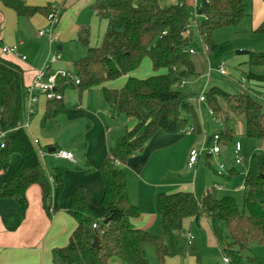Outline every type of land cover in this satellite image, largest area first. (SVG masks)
<instances>
[{"label": "trees", "instance_id": "16d2710c", "mask_svg": "<svg viewBox=\"0 0 264 264\" xmlns=\"http://www.w3.org/2000/svg\"><path fill=\"white\" fill-rule=\"evenodd\" d=\"M183 1L165 4L164 0H95L91 11L106 24L100 44L89 46L88 27L76 34V42L86 49L84 57L70 61L69 72L78 80V85L62 83L58 93L62 97L69 87L79 95L99 91L111 117L123 116L133 120L134 125L108 149L99 167L102 199H93L83 187L73 191L67 213L76 227L67 245L53 252L55 264H108L112 258L122 264H149L148 249L152 250L157 264H164L166 258L192 253L183 223L192 219L197 225L204 218L227 264H245V260L258 263L255 259H246L244 254L252 245L264 246V151L260 149L249 158L241 207L230 196L218 198L214 188L206 190L200 200L191 192L160 194L155 205L161 235L149 234L132 225L139 211L128 197L124 168L127 160L141 153L159 131L177 135L191 125L194 131L201 132L191 97L176 90L181 82L198 74L193 54H189V50L194 51L191 38L183 37L191 18ZM3 2L18 16L35 13L46 16L49 11V7L31 9L16 0ZM196 3L202 17L196 23L197 31L207 53L215 49L211 40L214 31L235 28L247 16L242 0H196ZM254 33L264 35V22ZM248 55V69L264 66V52ZM145 59L153 74L144 79L132 77ZM122 77H126V82L121 89L107 87ZM246 78L263 79L250 72ZM203 100L201 104L211 111L213 123L222 125L219 133L208 137L207 147L214 136L218 137L217 145L232 143L237 135L236 127L240 126L245 138L264 142V111L253 96L229 95L211 88L203 92ZM46 102L42 127L62 99ZM26 103L23 71L0 58V131L5 134L0 148V171L6 172L12 155L20 156L16 169L0 185V199L14 200L24 212L25 192L36 185L41 192L42 208L48 213L52 209V189L56 197L62 192L63 170H52L50 183L38 157L40 148L22 128ZM83 172L88 174L92 168L87 165ZM233 175V170H229L226 179ZM95 240L97 247L92 248Z\"/></svg>", "mask_w": 264, "mask_h": 264}, {"label": "crops", "instance_id": "0c3cea01", "mask_svg": "<svg viewBox=\"0 0 264 264\" xmlns=\"http://www.w3.org/2000/svg\"><path fill=\"white\" fill-rule=\"evenodd\" d=\"M16 1H20L24 6L31 9H45L47 7L50 9L53 6L60 9L59 17L53 29V36L57 40L53 44H49L46 35H38L39 31L48 27L45 14L35 13L26 17L18 16L13 10L4 5L3 0H0V58L10 61L21 68L23 71V84L27 88L32 83L36 71L42 68L49 55L59 54V61H61L63 49L69 48V43L74 37L76 39L77 32L84 27L89 29L92 18L99 19L91 11V6L95 0ZM164 3L174 4L169 3L168 0H164ZM184 3L189 7V12L197 4L196 0H184ZM257 7L264 8V5L259 1ZM200 16L197 15V17ZM247 20L248 15L240 24H245L249 31L253 33L259 27L260 21H264L255 8L254 3L252 4L250 23ZM3 46L14 47V54H2L1 48ZM54 47L55 50L53 49ZM22 57H24V60L21 59ZM59 61L51 65V71H68L63 70L59 66ZM251 71L255 76L263 79L248 80L247 88L249 90L247 91L252 93V96L261 104L264 111V66L256 67ZM122 78L123 80L126 79V77ZM58 83V86H60L64 81L58 80ZM89 92L86 91L80 95L77 93L76 97L65 99L64 91L62 102L58 107L52 109L50 118L43 127L41 126V119L47 102L45 97L39 94L38 91L33 92L37 102L30 106L31 115L24 130L29 140L32 142L36 141V146L42 152V156L38 155V157L46 175L48 174L50 183L52 182L49 174L52 170L62 168L61 170L64 171L63 189L57 197L54 189H52V209L48 213L42 208L41 192L36 185L30 186L25 192L27 206L24 212L21 211L14 200L0 199V264H55L53 252L67 245L69 237L76 227L74 220L67 213L68 202L73 191L78 187H83L93 199L97 200L101 197L103 188L99 167L108 149L115 144L123 132L113 135L110 125L117 122V117L113 118L109 115L105 103L106 110H103L104 107L103 109L92 107L90 105L91 100L89 101ZM106 120L110 125H108ZM82 122L85 123L82 133L84 142L82 149L71 148L74 142L70 144L69 142L63 143L62 140L60 141L59 135L63 131H69V139H75L76 136L71 134L70 131L75 125ZM106 124L108 125L107 128ZM201 125L202 132L205 134V125L203 123ZM51 127L56 128L59 134H56L53 130L48 132ZM239 128V132L242 134L241 126ZM79 130L81 129L79 128ZM190 130L193 131L192 127ZM190 130H184L177 135H166L159 131L146 144L141 153L127 160L124 168L127 172L126 186L128 197L130 203L139 211V216L132 221L134 228L155 236L160 235L158 233L159 230L161 231V223L156 214L155 205L158 195L191 192L195 199L200 200L206 190L213 188L210 185L208 186V184H203L205 188L201 192L197 182L186 178L188 176L186 175L187 172L184 173L185 175H181L182 172L177 167V158L180 151H176V146L181 141L182 136L188 137L191 135V133H186ZM55 136L57 138H54ZM204 138L206 139V134ZM260 147L264 151V142L259 143L257 148ZM48 149H53L52 152L54 150L69 152L72 154L74 162L55 159L50 155L52 152L48 153ZM191 149H194L193 146L188 149L187 158L186 153H184L186 159L180 161L181 171L185 166L190 170L194 168L196 172L198 170V161L201 155L192 167L189 168L187 166ZM218 154H220V149L216 155ZM74 155L78 159L74 158ZM209 157L208 153H206L205 160L208 161L207 158ZM79 159H81L83 164L78 163ZM58 161L66 162L67 165L69 164L73 168L76 167V169H63L62 165L57 164ZM19 162V155L14 154L10 157L6 172L0 171V185L7 180ZM205 163L206 167L210 168L208 163ZM78 165H82L83 169H80L81 166L78 167ZM87 165L94 170L91 174L86 175L83 170L87 168ZM222 167L224 171L220 170V166L219 170L227 176L229 169ZM216 187H220V190H225V186L222 184ZM216 187L214 189L219 190ZM183 229L185 236L190 235L192 237L190 243L193 250L192 253H186L183 257L166 258L164 264H224L220 250L210 233L207 219H201L197 225L192 219L185 220ZM261 249H264V246L252 245L249 251L244 254V257L246 259H255L256 261L258 259L257 264H259V253H263V251H260ZM203 256L207 257V260H204ZM108 264L122 263L112 258L108 261ZM245 264L255 263H248L245 260Z\"/></svg>", "mask_w": 264, "mask_h": 264}, {"label": "rangeland", "instance_id": "374dc122", "mask_svg": "<svg viewBox=\"0 0 264 264\" xmlns=\"http://www.w3.org/2000/svg\"><path fill=\"white\" fill-rule=\"evenodd\" d=\"M179 0H168L169 3H175ZM246 4L247 15H248V23H250V16L252 10V4H255V8L260 13L261 18L264 20V8H259V1L264 5V0H243ZM184 2V1H183ZM181 2V3H183ZM258 2V3H257ZM185 4V3H184ZM187 7V6H186ZM189 10V7H187ZM202 17H198L197 21L193 22V20L189 19L188 29L190 32L191 38V46L195 51V54L192 56V60L195 64V68L198 74L186 79L184 82H181L178 86H176V90L181 92L182 94L189 95L191 97V103L193 105L194 111L198 116L199 123H203L206 128V139L204 138L205 134L202 132L201 125V133L197 134L194 132V129L191 125L185 130H190L192 127L193 131H191V135L186 137L182 136L181 141L176 146V151H180V154L177 158V167H179V171L182 172L181 175H185L187 172L186 178L189 180L197 182V186L201 188V192L204 190L203 184H208L210 187H216L217 185H224L225 190H214L216 196L218 198L224 196H230L233 198L239 207L242 204L243 191L241 188L244 185V177L247 171L249 158L255 150H263L262 147L257 148L259 143L255 140L247 139L239 132V127H236L237 135L234 141L228 145L220 144L218 145L220 149V154L215 155L211 154L208 150L213 147L212 143L206 146L208 137L212 134H217L222 129V125L219 123H213L210 116L207 114V108L203 104H197L196 100L199 95L205 93L211 88H216L224 91L229 95H237L241 93H248L252 96V93L247 88V78L248 73H252V69H248L247 63L250 60V56L248 53L250 52H264V35L250 32L248 27L245 24H239L235 28H222L213 32L211 40L215 46V49L210 52L204 51V45L202 44V40L200 39L197 31L196 23L201 21ZM264 21H260V24ZM105 22L99 21L95 18H92L89 24V46L94 47L98 46L101 42V39L105 30ZM55 50V47L53 48ZM55 52V51H54ZM237 52H245L246 54L237 55ZM63 58L60 62V67L63 70H70V60L84 57L86 54V49L81 47L77 42L75 37L70 41L69 48L63 49ZM223 65L224 71L226 73L225 76H220L217 73V66ZM153 73L150 68V64L147 59L143 60L140 67L131 75L136 79H144L151 76ZM126 82V79L120 78L108 84L109 88L119 90L121 89ZM77 91L76 89L67 88L65 90V99L68 97H76ZM89 101L91 100L90 105L94 108H102L106 110L104 102L101 98V93L99 91H90L89 92ZM254 97V96H253ZM102 103V104H101ZM96 106V107H95ZM107 122V120H106ZM108 123V122H107ZM133 120L125 118L123 116L117 117V122L113 124H109L111 127V131H113V135L119 132H125L133 127ZM85 123H78L75 127L70 131L71 134H74L75 139H69V131H63L59 135L60 141L63 143L69 142L70 144L74 142L71 148L74 149H82L84 146L82 133L84 131ZM74 125V124H73ZM106 124V128L108 127ZM132 126V127H131ZM79 128L81 130H79ZM53 130L56 134H59L56 128L48 129V132ZM110 131V132H111ZM122 134V135H123ZM121 136V135H120ZM82 137V138H80ZM54 138H57L56 136ZM237 142L240 145V153L238 155L243 161L240 165H236L234 163V155H233V145ZM193 146V148L197 151L200 149H204L202 153H200L201 157L198 161V170L197 172L194 170L188 169L186 166L181 171L180 161L182 159H186L188 156V149ZM113 147V146H112ZM179 149V150H177ZM184 149H187L184 151ZM208 149V150H207ZM177 152V154H178ZM186 153V158L185 154ZM210 153V157L207 158L208 161L205 160V154ZM76 159L78 157L74 155ZM104 157V156H103ZM103 159V158H102ZM78 163H82L81 159H79ZM55 161V160H54ZM208 163L209 167H206V163ZM57 164L62 165L63 169H76L71 165H67L66 162L58 161ZM222 165L226 169L233 170L234 175L229 179H225L226 175L219 170V166ZM80 169H83L82 165H78ZM62 169V168H61ZM51 170V169H50ZM94 169L92 168V171ZM52 172V171H51ZM64 173V171H63ZM127 173V172H126ZM88 174H91L88 173ZM177 174V173H176ZM48 175V174H47ZM87 175V174H86ZM103 193L98 201L102 199ZM193 231V230H192ZM161 235V231L159 233ZM159 235V236H160ZM260 249V248H258ZM253 251V250H252ZM263 253H259V264H264V249H261ZM147 258L149 260V264H157L153 252L151 249L147 250ZM247 253V252H246ZM252 253V252H251ZM204 260H207V257L203 256ZM258 261V259H257Z\"/></svg>", "mask_w": 264, "mask_h": 264}, {"label": "built area", "instance_id": "2783aa9c", "mask_svg": "<svg viewBox=\"0 0 264 264\" xmlns=\"http://www.w3.org/2000/svg\"><path fill=\"white\" fill-rule=\"evenodd\" d=\"M60 14V9L58 7H51L46 15V20L48 23V27L45 30L39 31L38 35L39 36H45L48 38V42L49 44H53L54 42H56V38L53 36V29L55 27V24L57 22V19L59 17ZM190 17L193 20V22H195L196 18H197V9L196 7H194V9L191 11L190 13ZM190 36V32L189 29L187 28V30H185V32L183 33V37H189ZM206 47L204 46V51L206 52ZM15 52V48L14 47H5L3 46L1 48V53L4 55L7 54H14ZM189 54H195V52L193 50H189ZM22 60H24V57L21 58ZM60 60V56L59 54H51L47 57V59L45 60V63L43 64L42 68L37 70L35 73V76L32 80V83L26 88L27 91V107H26V113H25V119L24 122L22 123V128L25 129L27 127V121L31 115V110H30V106H33L37 101L35 96L33 95L34 91H38L39 94L43 95L45 97L46 100H56V101H60L62 99L61 95L58 93V80L64 81V83L67 82H73L75 85H78V80L75 78V76L70 73L69 71H51L50 67L51 65H53L54 63H56L57 61ZM217 73L220 76H225L226 73L224 71L223 65H218L217 66ZM203 94L199 95L198 99H197V104H201L203 103ZM207 113L209 115H211V111L207 110ZM187 134L191 133L190 131L186 132ZM4 132L0 131V148L3 147L2 145V139L4 137ZM217 141H218V137L214 136L213 140H212V144L213 147L208 150L211 154H217L219 152V147L217 145ZM33 144L36 146L37 142L33 141ZM203 148L200 149L199 151L195 150V149H191L189 151V157H188V163L187 166L190 168L192 167V165H194L198 159V157L200 156V153L203 152ZM37 153L39 156H42V152L38 149ZM240 153V145L239 143H235L234 144V151H233V155H234V163L236 165H240L242 163V159L238 157ZM264 153V152H263ZM51 156H53L55 159H60V160H65V161H69V162H74L73 156L71 153L66 152V151H55L50 153ZM220 170L224 171L223 167L220 165ZM216 189H221L220 187H216ZM243 189V188H242ZM93 227H95V225H93ZM192 240V237L190 235L186 236V241L187 244L189 245L190 242ZM223 262L224 264L228 263V260L223 258Z\"/></svg>", "mask_w": 264, "mask_h": 264}, {"label": "water", "instance_id": "95a60500", "mask_svg": "<svg viewBox=\"0 0 264 264\" xmlns=\"http://www.w3.org/2000/svg\"><path fill=\"white\" fill-rule=\"evenodd\" d=\"M197 15H201V13L198 11L197 12ZM57 50H59V48H57ZM237 55H243V54H246L245 52H237L236 53ZM53 151V149H48V153H50V152H52ZM97 247V242H96V240L93 242V244H92V248H96Z\"/></svg>", "mask_w": 264, "mask_h": 264}]
</instances>
